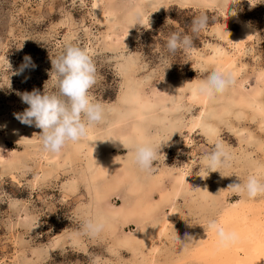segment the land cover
Masks as SVG:
<instances>
[{
	"label": "rangeland",
	"instance_id": "1",
	"mask_svg": "<svg viewBox=\"0 0 264 264\" xmlns=\"http://www.w3.org/2000/svg\"><path fill=\"white\" fill-rule=\"evenodd\" d=\"M202 14L207 27L193 34ZM173 32L193 37L188 52H168ZM69 42L95 63L88 95L105 118L50 153L42 129L15 118L28 107L17 93H58L51 58ZM25 56L35 67L17 75ZM215 69L235 86L195 95ZM111 138L165 143L147 173ZM217 140L232 159L209 173ZM250 175L264 182V3L0 0V264H224L264 240V195L228 188ZM87 219L104 231L86 235ZM212 220L236 241L221 245Z\"/></svg>",
	"mask_w": 264,
	"mask_h": 264
},
{
	"label": "clouds",
	"instance_id": "2",
	"mask_svg": "<svg viewBox=\"0 0 264 264\" xmlns=\"http://www.w3.org/2000/svg\"><path fill=\"white\" fill-rule=\"evenodd\" d=\"M239 2L240 0H232V4ZM258 3H264V0H258L257 3L249 0L251 7ZM231 14L235 15L236 13L233 11ZM133 15L139 23L141 19L139 10H136ZM207 24L208 17L202 14L193 19L191 32L198 35L206 29ZM192 44V36L173 32L166 41V48L170 54H175L178 51L188 52ZM24 61L16 72L17 75L22 74L29 67H35L30 56H25ZM51 64V72L56 73L58 93L48 94L45 91L41 93L38 90L17 93L28 107L23 112L14 113V116L22 124L35 125L42 129L40 134L42 148L50 153H59L69 142H79L82 138H86L89 126L102 123L105 118V109L99 102L90 99L88 95L89 90L97 82V69L92 57L86 50L70 42L66 43L64 51L55 59L51 58ZM235 83L236 78L231 72L220 69L207 70L206 78L195 89V95L212 101L234 87ZM119 141L127 151H132L133 163L147 173L154 170V162L157 161L161 146L165 143L161 141L159 143L125 144L121 140ZM205 159L207 161L206 167L210 173L219 171L221 166H227L232 155L227 151L224 144L217 140ZM239 179L241 181L240 177ZM228 188H231L237 195L246 193L249 199L264 195V182L258 179L256 175H250L246 183L234 182ZM105 227L106 223L103 219H87L83 223L84 233L91 237L98 236ZM207 227L216 232L220 244L225 247L237 239L235 233L226 232L215 220L209 221ZM178 239L180 240L179 237Z\"/></svg>",
	"mask_w": 264,
	"mask_h": 264
},
{
	"label": "bare ground",
	"instance_id": "3",
	"mask_svg": "<svg viewBox=\"0 0 264 264\" xmlns=\"http://www.w3.org/2000/svg\"><path fill=\"white\" fill-rule=\"evenodd\" d=\"M149 1V0H148ZM212 1V0H211ZM184 5V4H183ZM221 64V63H220ZM193 88V87H192ZM198 120V118H197ZM206 122V121H205ZM193 123V122H192ZM208 124V123H207ZM211 125V124H210ZM209 126V125H208ZM166 128V127H165ZM195 128V127H194ZM202 129V128H201ZM15 137V136H13ZM139 138V137H137ZM141 139V137H140ZM126 140V139H125ZM127 141V140H126ZM138 176V175H137ZM137 178V177H136ZM251 219V218H250ZM256 221V219H255ZM259 226V225H258ZM258 228V227H257ZM256 238V237H255ZM246 239V238H245ZM240 240V239H239ZM238 240V241H239ZM236 241V240H235ZM229 248V247H228ZM224 249V248H222ZM231 250V249H229ZM228 251V250H227ZM225 251V252H227ZM232 251V250H231ZM223 252V251H222ZM234 252V251H233ZM234 254V253H233ZM223 254L224 264H264V240L261 241L256 247L250 250H240L238 253ZM222 255V254H221ZM222 258V257H221ZM220 260V259H219Z\"/></svg>",
	"mask_w": 264,
	"mask_h": 264
}]
</instances>
